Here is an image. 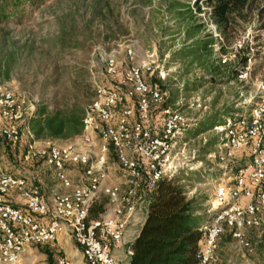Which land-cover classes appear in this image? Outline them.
<instances>
[{"label":"rangeland","instance_id":"obj_1","mask_svg":"<svg viewBox=\"0 0 264 264\" xmlns=\"http://www.w3.org/2000/svg\"><path fill=\"white\" fill-rule=\"evenodd\" d=\"M209 11L203 0H35L26 5L23 22L0 19V83L24 102L26 111L32 107L38 112L35 118L29 115L12 125H31L42 107L50 111L61 103L77 102L85 110L99 82L115 81L103 73L102 53L115 56L118 73L132 63L143 64L149 67L143 70L147 85L164 93L162 102L151 103L147 126L160 127L166 106L184 117L170 177L175 176L187 196L201 203L202 213L209 214L215 179L210 173L216 166L206 153L216 143L217 127L236 110L237 102L251 104L264 97L263 18L248 10L224 29L212 22ZM117 113L116 109L115 117ZM34 139L64 145L70 138ZM26 143L22 138L12 146L0 132V162L8 166L12 157L21 174L39 175L46 188H59L42 158L32 160L39 169L27 171L20 156ZM108 160L106 184L119 186L124 194L123 170L112 152ZM80 171V166L70 168L75 183ZM148 194L138 203L140 216ZM100 199L109 201L105 193ZM111 207L107 203L105 210ZM244 235L252 242V251L234 247L228 229L219 236L217 264H264V226L252 227ZM68 244L70 252L58 241L33 244L14 264H48L47 260L56 264L59 256L81 261L79 248L70 240Z\"/></svg>","mask_w":264,"mask_h":264},{"label":"built area","instance_id":"obj_2","mask_svg":"<svg viewBox=\"0 0 264 264\" xmlns=\"http://www.w3.org/2000/svg\"><path fill=\"white\" fill-rule=\"evenodd\" d=\"M100 60L104 75L115 81L96 85L95 97L84 110L80 136L57 145L34 139L30 123L1 128L12 146L26 138L22 159L42 158L54 178L70 191L47 196L40 184L7 172L0 162V263H18L31 245L50 244L66 234L80 249L83 264H129L130 245L121 250L126 261L118 260L115 250L123 244L128 220L140 199L159 180L170 177L172 151L186 125L179 111L166 106L161 109L160 127H148L151 103L164 100L158 87L145 82L143 70L149 67L132 63L118 73L113 54L102 53ZM132 101L133 107L125 105ZM235 107L217 127L216 143L206 153L216 167L210 173L215 177L212 210L198 228L202 237L198 264L218 263L219 236L226 229L234 247L252 251L244 233L264 226V97L251 104L237 102ZM37 114L32 107L26 111L24 102L0 83V116L17 122ZM40 142L45 146H39ZM111 152L126 178L124 194L119 186L106 184ZM73 166L81 167L76 183L68 173ZM10 192H17L24 203L13 204L7 196ZM102 193L109 197L111 215L90 220L88 208ZM57 261L74 264L66 256Z\"/></svg>","mask_w":264,"mask_h":264},{"label":"trees","instance_id":"obj_3","mask_svg":"<svg viewBox=\"0 0 264 264\" xmlns=\"http://www.w3.org/2000/svg\"><path fill=\"white\" fill-rule=\"evenodd\" d=\"M33 1L0 0V19L15 17L20 23L23 22L27 17L25 7ZM203 1L210 10L209 18L221 28H230L244 18L248 10L256 11L263 18L264 28V0ZM178 11L180 13L182 9ZM39 112V118L30 125L37 139L67 140L83 132L85 111L77 102L61 103L50 111L42 107ZM107 203V199L93 202L88 208V219L100 220ZM145 205L146 213L141 227L130 242L129 264H198L196 255L202 243L198 228L206 215L202 213L201 203L188 197L178 179L172 176L158 181L149 192ZM47 261L48 264H55L52 260Z\"/></svg>","mask_w":264,"mask_h":264},{"label":"crops","instance_id":"obj_4","mask_svg":"<svg viewBox=\"0 0 264 264\" xmlns=\"http://www.w3.org/2000/svg\"><path fill=\"white\" fill-rule=\"evenodd\" d=\"M34 120V119H33ZM32 120V121H33ZM21 120H19V122H20ZM16 123V122H15ZM12 124H14V123H12V122H10L7 118H5V117H3V116H0V130H1V128H3V127H5V126H9V125H12ZM23 125H25L24 123L22 124V126ZM22 126H20L19 125V127H22ZM1 132V131H0ZM32 135H33V133H32ZM22 146V145H21ZM25 147V146H24ZM24 147L22 148V149H20V156H21V154L23 153L22 151L24 150ZM22 158V157H21ZM9 159V164H8V166H4V168L6 169V171H8V172H10L11 174H13V175H23L24 177H26V178H28L29 180L31 179V181L32 182H37V183H39V181H40V185H41V187H42V190H43V192H44V194L45 195H47V196H52V194L53 193H68L69 191H70V189L68 188V190L67 189H65V188H63L61 185H60V183L56 180V178H54V175H53V172H51V175H50V177L51 178H53V181H55V182H57L58 183V185H59V188H51L52 189V191H51V189H48V188H46V186H45V178H40L39 177V175H36V176H34V174H31V173H29V172H26L27 174H21V172H20V170H22L21 169V167L16 163V162H14V159L12 158V157H9L8 158ZM34 162H31V161H28V162H25V164L28 166V169H27V171L28 170H30V168L32 167V169L33 170H35V167L37 168V165H35V164H33ZM46 165V164H45ZM47 166V165H46ZM47 168L50 170V171H52V168H50V167H48L47 166ZM25 169V168H24ZM37 169H39V168H37ZM32 170V171H33ZM39 171V170H38ZM37 171V172H38ZM23 172H25V171H23ZM68 173H69V176L71 177V178H73V177H76V176H72V172H70V170L68 171ZM49 178V177H48ZM50 179V178H49ZM74 179V178H73ZM76 179V178H75ZM42 182V183H41ZM14 193V194H13ZM8 199L13 203V204H15V205H22L23 203H24V199H23V197H21L20 195H18L17 194V192H10L9 194H8ZM146 200H147V197H146V199H144V200H142V208L144 209V211H143V213H142V215L140 216V214H139V209H138V204H137V206H136V208H135V212L132 214V216L129 218V220H128V223H127V230H126V232H125V235H124V238H123V241H122V246L120 247V249H118L117 251L115 250V252H116V255H117V258H118V260H124V261H126L127 260V258L126 257H124L123 255H121V253H122V249H123V247H126V246H128V245H130V242L133 240V238L136 236V234H137V232L139 231V229H140V225H141V223H142V221H143V219H144V216H145V213H146ZM109 215H111V212L109 211V210H106L104 213H103V217H108ZM68 240H69V238H68V236L66 235V234H62V235H60L59 237H58V239H57V241H58V243H60L61 245H64V249L67 251V249L69 250V244H68ZM80 250V249H79ZM71 250H69V252H70ZM80 254H81V252H80ZM73 261V263L74 264H83V260H82V255H81V261H75V260H72Z\"/></svg>","mask_w":264,"mask_h":264}]
</instances>
